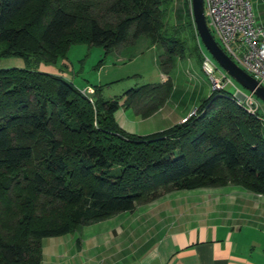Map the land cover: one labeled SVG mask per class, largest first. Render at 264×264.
<instances>
[{
  "label": "trees",
  "instance_id": "1",
  "mask_svg": "<svg viewBox=\"0 0 264 264\" xmlns=\"http://www.w3.org/2000/svg\"><path fill=\"white\" fill-rule=\"evenodd\" d=\"M0 0V264H42V239L132 211L175 190L240 186L264 195L263 120L225 89L183 122L146 135L124 131L121 106L143 118L169 98L176 59L200 48L189 1ZM144 35L163 49L159 83L106 99L27 65L54 63L74 44L104 53Z\"/></svg>",
  "mask_w": 264,
  "mask_h": 264
},
{
  "label": "crops",
  "instance_id": "2",
  "mask_svg": "<svg viewBox=\"0 0 264 264\" xmlns=\"http://www.w3.org/2000/svg\"><path fill=\"white\" fill-rule=\"evenodd\" d=\"M250 1L255 16L264 19V0ZM165 77L160 70L157 81L149 83ZM177 91L173 86L164 105L146 118L121 106L115 119L136 135L180 123L196 109L201 91L192 84ZM181 191L43 238L42 264H264V195L236 185Z\"/></svg>",
  "mask_w": 264,
  "mask_h": 264
},
{
  "label": "rangeland",
  "instance_id": "3",
  "mask_svg": "<svg viewBox=\"0 0 264 264\" xmlns=\"http://www.w3.org/2000/svg\"><path fill=\"white\" fill-rule=\"evenodd\" d=\"M182 3L183 0H176L175 18L177 20H179V14H182L180 9ZM251 4L254 8L253 13L256 22L258 24L262 20L264 22V19L255 16L257 13L255 10L256 5ZM263 22L261 24L264 26ZM202 47L214 64L231 79L232 84L227 83L224 88L227 92L233 96L236 95L237 89L243 93H250L219 67L203 44ZM162 53L163 49L159 45L151 44L146 36L141 35L133 41L118 45L107 53H104L102 46L86 43L74 44L69 48L65 58H59L54 63H33L30 61L27 66L37 71L61 75L68 80H72L80 89L86 86L102 85V96L110 99L123 95L131 87L157 81L160 74L159 62ZM25 65L23 59L18 56L0 58V68L24 67ZM168 75L173 86L178 90L176 95L187 84L197 86V89L201 91L197 106L213 91L211 79L202 70L201 61L196 56L189 59H176ZM214 75L220 77V79L222 78L217 70H215ZM253 98L258 103L256 115L263 120L261 133L264 137V102L255 95H253ZM129 111H133V108H129ZM178 193L183 195L191 192L183 190Z\"/></svg>",
  "mask_w": 264,
  "mask_h": 264
},
{
  "label": "built area",
  "instance_id": "4",
  "mask_svg": "<svg viewBox=\"0 0 264 264\" xmlns=\"http://www.w3.org/2000/svg\"><path fill=\"white\" fill-rule=\"evenodd\" d=\"M189 11L193 20L190 1ZM204 14L209 30L225 53L259 85L264 86V27L255 20L251 1L204 0ZM197 38L200 43L198 34ZM200 52L201 67L210 77L212 89L220 90L224 89L227 83L232 84L231 79L214 64L204 49L200 48ZM215 70L220 72L221 79L214 75ZM81 92L90 95L93 88L87 86L81 89ZM253 95L251 92L247 94L237 89L234 98L248 112L254 114L258 103ZM192 114L194 110L188 117ZM186 119L187 117L182 119V122Z\"/></svg>",
  "mask_w": 264,
  "mask_h": 264
},
{
  "label": "water",
  "instance_id": "5",
  "mask_svg": "<svg viewBox=\"0 0 264 264\" xmlns=\"http://www.w3.org/2000/svg\"><path fill=\"white\" fill-rule=\"evenodd\" d=\"M198 37L213 59L231 78L264 102V86L239 67L221 48L208 28L204 14V0H190Z\"/></svg>",
  "mask_w": 264,
  "mask_h": 264
}]
</instances>
